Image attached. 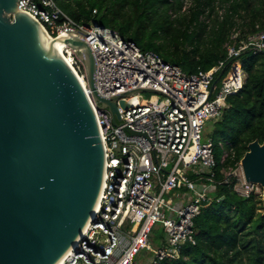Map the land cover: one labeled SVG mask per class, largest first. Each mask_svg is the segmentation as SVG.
I'll return each mask as SVG.
<instances>
[{
    "label": "built area",
    "instance_id": "obj_1",
    "mask_svg": "<svg viewBox=\"0 0 264 264\" xmlns=\"http://www.w3.org/2000/svg\"><path fill=\"white\" fill-rule=\"evenodd\" d=\"M18 1L20 11L50 38L84 35L96 59V87L102 97L143 89L165 98L130 102L126 108L118 102L120 121L115 123L110 111L92 99L83 62L65 47L64 55L72 57L69 65L94 109L106 165L93 219L59 264H162L179 259L184 246L196 245L195 219L214 201L209 194L217 185L215 142L203 141V129L208 121L223 118L228 97L245 85L241 62L230 60L246 52L264 55V31L241 38L234 30L225 45L226 60L210 71L188 74L110 28L74 21L54 0ZM219 73L223 75L215 81ZM218 146L221 164L229 163L222 173L240 168L232 164L235 149L222 141ZM229 180L226 176L225 183ZM255 186L243 177L233 189L247 198ZM172 192L175 205L163 203L164 195ZM158 224L164 237L154 247Z\"/></svg>",
    "mask_w": 264,
    "mask_h": 264
},
{
    "label": "water",
    "instance_id": "obj_2",
    "mask_svg": "<svg viewBox=\"0 0 264 264\" xmlns=\"http://www.w3.org/2000/svg\"><path fill=\"white\" fill-rule=\"evenodd\" d=\"M84 38L52 39L18 0H0V264H59L93 219L103 188L96 115L59 43L83 62L92 99L115 123L121 98L158 94L102 97ZM239 165L245 182L263 189L264 208V142L250 143Z\"/></svg>",
    "mask_w": 264,
    "mask_h": 264
},
{
    "label": "trees",
    "instance_id": "obj_3",
    "mask_svg": "<svg viewBox=\"0 0 264 264\" xmlns=\"http://www.w3.org/2000/svg\"><path fill=\"white\" fill-rule=\"evenodd\" d=\"M54 1L74 21L110 28L188 74L210 71L226 60L225 45L237 28L241 38L264 31V0H191L186 13V0ZM174 13L180 15L173 18ZM236 60L246 74L245 85L228 97L229 108L213 123L216 197L195 219L196 245L184 246L179 259L162 264H264V216L257 213L254 194L241 197L231 182L225 183L222 171L229 163L221 164L218 146L222 141L235 149L234 165L250 143L264 142V55L246 52L230 61Z\"/></svg>",
    "mask_w": 264,
    "mask_h": 264
},
{
    "label": "rangeland",
    "instance_id": "obj_4",
    "mask_svg": "<svg viewBox=\"0 0 264 264\" xmlns=\"http://www.w3.org/2000/svg\"><path fill=\"white\" fill-rule=\"evenodd\" d=\"M190 5H191V0H186L184 3L183 13H186V10L189 8ZM217 10L219 12V15L220 14L222 15L224 12L219 7L217 8ZM179 15L180 14L174 13L172 16H173V18H176V16L178 17ZM205 19H206V16L203 18V20H205ZM235 31L240 33L241 29L237 28ZM141 49L143 50V48H141ZM219 86H220V82L218 83V87ZM141 100H149V101L157 100V101L162 102L165 100V98L158 96L154 93H149V92L137 93V94H134V95H131L128 97L121 98L119 100V105L126 108L130 102H133L134 104H138L141 102ZM214 122H215L214 120H210L206 123V125L203 129V132H202L203 141H205L207 139H211V138L213 139L214 138L213 137V131H214V124L213 123ZM171 167L172 166H170L169 169H171ZM225 173H226V176L230 178L229 182H231L233 184V187L236 186L237 184H240L242 179H243L242 172H241V169L239 167H237L236 170L234 169L231 172L229 170H226ZM173 193L174 192L164 195V197L162 199L163 203L175 205L176 199L172 196ZM251 193L254 194V196H255L254 200L256 202L257 213L262 214L264 212V208H263V204H262L263 189L259 185H256L253 188V190L251 191ZM209 196L214 199L216 197V194L211 192L209 194ZM261 208H263V209H261ZM163 237H164L163 228L161 227L160 224H158L155 227V229L153 230V237H152L153 246L156 247V245H159L161 240L163 239ZM144 255H146V252H143L139 258L144 257Z\"/></svg>",
    "mask_w": 264,
    "mask_h": 264
},
{
    "label": "bare ground",
    "instance_id": "obj_5",
    "mask_svg": "<svg viewBox=\"0 0 264 264\" xmlns=\"http://www.w3.org/2000/svg\"><path fill=\"white\" fill-rule=\"evenodd\" d=\"M66 46H67V45L64 44V43H61V44L59 43V47H60V50H61V52H62L64 58H66L65 55H64V49H65ZM68 51L72 54V51H71L69 48H68ZM71 58H72V57H69V58H66V59H65V60L68 62V64H69V62L72 61Z\"/></svg>",
    "mask_w": 264,
    "mask_h": 264
}]
</instances>
